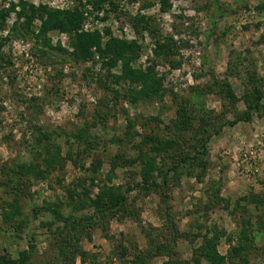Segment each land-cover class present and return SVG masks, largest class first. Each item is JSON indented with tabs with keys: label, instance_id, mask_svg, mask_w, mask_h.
Wrapping results in <instances>:
<instances>
[{
	"label": "rangeland",
	"instance_id": "1",
	"mask_svg": "<svg viewBox=\"0 0 264 264\" xmlns=\"http://www.w3.org/2000/svg\"><path fill=\"white\" fill-rule=\"evenodd\" d=\"M89 1L0 0V264H264V0ZM39 5L81 10L77 33ZM94 32L156 87L83 58Z\"/></svg>",
	"mask_w": 264,
	"mask_h": 264
},
{
	"label": "trees",
	"instance_id": "2",
	"mask_svg": "<svg viewBox=\"0 0 264 264\" xmlns=\"http://www.w3.org/2000/svg\"><path fill=\"white\" fill-rule=\"evenodd\" d=\"M114 1L115 0H90L88 4L92 6L93 9L95 10H100L101 7L104 5V3L110 4V6H114ZM160 8L162 11H166L170 6H169V0H159ZM14 4H12V8L10 7L9 9H0V29L4 25V18L9 14V12L14 8ZM22 6L25 8L24 2L22 3ZM31 11V16L40 14V16H44V21L42 23V31H46L49 29H59L61 31H66L68 33L71 32H76L79 30V27L81 25L83 13L81 10H77V8L73 10H60V9H52L49 8L46 5H39L37 8L31 6L30 7ZM24 16V12L20 11L18 12V17ZM129 20L131 22V25L134 29H146L150 26L148 23V18L144 16H136V17H129ZM26 26L29 25V23L26 20V23H24ZM24 35V33H23ZM40 36H35V42L38 43ZM74 38H76V42H80V47H83L82 50V56L85 58V56L88 54V48L91 46L96 45V47L99 49L100 52H104L108 55H111L112 58L110 61L113 62L115 59H121L120 61L122 62L123 66V73H122V78H126L129 80L131 83H139L141 84V89L140 91H134L135 94L132 95H138L141 93L146 92L147 90L152 89V87L155 86L156 81H153L151 79V72L150 73H144L135 69H132L130 67V62L132 61L131 59L134 56V52L136 47L133 45V43H128L125 41H122L120 39H113L110 38L106 44L105 47L102 49L101 48V41H100V36L97 32L94 33H83V34H77ZM9 37L0 39V62L4 60V57L1 53V49L3 48L5 42H8ZM44 45H48L46 41H44ZM43 42V43H44ZM36 46V44H34ZM59 48V47H58ZM156 87V86H155ZM133 92V91H130ZM125 197L123 195H120L117 197V200L115 201V204L119 202H123ZM112 204V205H115ZM12 217V214L9 218ZM61 214L60 212L53 210L52 212V220L53 219H60ZM50 225V224H49ZM65 228L70 227L72 230L75 231L76 226L75 223H65ZM59 231V230H58ZM61 231V230H60ZM59 231V232H60ZM66 243L69 242V240L65 241ZM64 242V243H65ZM70 243H68L69 245ZM222 259V256H219L217 254L214 255V259H212V264L219 263ZM211 263V262H210Z\"/></svg>",
	"mask_w": 264,
	"mask_h": 264
}]
</instances>
